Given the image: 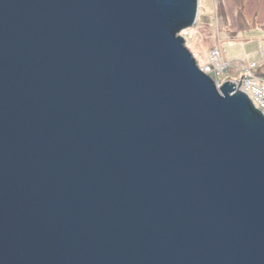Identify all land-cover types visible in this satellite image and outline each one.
<instances>
[{"label": "water", "instance_id": "obj_1", "mask_svg": "<svg viewBox=\"0 0 264 264\" xmlns=\"http://www.w3.org/2000/svg\"><path fill=\"white\" fill-rule=\"evenodd\" d=\"M199 10L0 0V264H264V114Z\"/></svg>", "mask_w": 264, "mask_h": 264}, {"label": "rangeland", "instance_id": "obj_2", "mask_svg": "<svg viewBox=\"0 0 264 264\" xmlns=\"http://www.w3.org/2000/svg\"><path fill=\"white\" fill-rule=\"evenodd\" d=\"M198 64H208L213 50L224 52L234 69L260 64L264 73V0H200L199 20L180 35ZM239 72L221 81L240 80Z\"/></svg>", "mask_w": 264, "mask_h": 264}, {"label": "built area", "instance_id": "obj_3", "mask_svg": "<svg viewBox=\"0 0 264 264\" xmlns=\"http://www.w3.org/2000/svg\"><path fill=\"white\" fill-rule=\"evenodd\" d=\"M259 66L260 64L252 63L241 67V69H234L232 63L224 60V52L217 49L211 52L208 64L200 66V68L218 86L225 83V81H221L222 76H233L240 72L242 74L241 79L238 81L230 80V82L235 83L242 91L248 94L256 108L264 114V83L255 75V71Z\"/></svg>", "mask_w": 264, "mask_h": 264}, {"label": "crops", "instance_id": "obj_4", "mask_svg": "<svg viewBox=\"0 0 264 264\" xmlns=\"http://www.w3.org/2000/svg\"><path fill=\"white\" fill-rule=\"evenodd\" d=\"M224 60H225V56H224ZM226 61V60H225ZM263 83H264V73H258L257 75H256Z\"/></svg>", "mask_w": 264, "mask_h": 264}]
</instances>
